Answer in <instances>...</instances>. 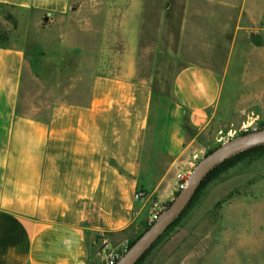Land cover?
Returning <instances> with one entry per match:
<instances>
[{"label": "crops", "instance_id": "obj_1", "mask_svg": "<svg viewBox=\"0 0 264 264\" xmlns=\"http://www.w3.org/2000/svg\"><path fill=\"white\" fill-rule=\"evenodd\" d=\"M0 4L51 24L32 53L0 44V264H106L204 133L255 111L264 0Z\"/></svg>", "mask_w": 264, "mask_h": 264}, {"label": "rangeland", "instance_id": "obj_2", "mask_svg": "<svg viewBox=\"0 0 264 264\" xmlns=\"http://www.w3.org/2000/svg\"><path fill=\"white\" fill-rule=\"evenodd\" d=\"M49 25L39 12L0 4V44L25 43L32 53L34 43H48ZM257 83L264 85L260 79ZM261 127L264 92L245 122L217 125L204 133L198 161L220 144ZM164 232L139 264H264V154L240 161L206 182L182 218Z\"/></svg>", "mask_w": 264, "mask_h": 264}, {"label": "water", "instance_id": "obj_3", "mask_svg": "<svg viewBox=\"0 0 264 264\" xmlns=\"http://www.w3.org/2000/svg\"><path fill=\"white\" fill-rule=\"evenodd\" d=\"M264 144V127L246 130L224 142L198 161L187 184L159 214L155 221L130 246L116 264H137L159 236L176 220L191 202L200 184L216 166L255 146Z\"/></svg>", "mask_w": 264, "mask_h": 264}, {"label": "trees", "instance_id": "obj_4", "mask_svg": "<svg viewBox=\"0 0 264 264\" xmlns=\"http://www.w3.org/2000/svg\"><path fill=\"white\" fill-rule=\"evenodd\" d=\"M2 5V4H1ZM244 133V132H243ZM213 150V149H212ZM211 150V151H212ZM209 151V152H211ZM208 152V153H209ZM264 154V144H261V145H258V146H255L253 148H250L244 152H241L229 159H227L226 161H224L223 163L219 164L218 166H216L213 170H211L208 175L205 177V179L202 181V183L200 184L197 192L195 193L194 197L192 198L191 202L189 203V205L186 207V209L178 216V218H176V220L165 230L166 232H168L173 225L176 224V222L182 218V216L187 212V210L192 206L194 200L196 199L198 193L200 192V190L202 189V187L204 186V184L206 182H208L209 180H212L214 177H216L217 175H219L220 173L224 172L227 168H229L230 166H233L234 164L240 162V161H243L247 158H250V157H255V156H259V155H262ZM178 194V192H177ZM171 201L168 202V204L170 203ZM150 225H146L144 231L149 227ZM142 231L138 236H136V238H134L133 240L130 241V245L129 246H132V244L142 235V233L144 232ZM164 232V233H166ZM156 244V243H155ZM154 244V245H155ZM154 245L150 248V250L154 247ZM149 250V251H150ZM148 251V252H149ZM146 255H144L142 257V259L137 263L139 264L145 257Z\"/></svg>", "mask_w": 264, "mask_h": 264}, {"label": "built area", "instance_id": "obj_5", "mask_svg": "<svg viewBox=\"0 0 264 264\" xmlns=\"http://www.w3.org/2000/svg\"><path fill=\"white\" fill-rule=\"evenodd\" d=\"M197 162H190L187 166V168L185 169V172H178L177 176L179 178V183L177 186V190L180 191L181 189H183L185 187V185L187 184L188 178L191 175V173L193 172V169L195 168ZM143 193L141 191H138L136 193V197H140ZM159 216V214H155L153 216V218L151 220H153L154 218L156 219ZM155 221V220H154ZM129 245L127 244H122L121 246L118 247H113L111 248L109 254H108V258H107V262L106 264H116L118 262V260L128 251L129 249Z\"/></svg>", "mask_w": 264, "mask_h": 264}]
</instances>
